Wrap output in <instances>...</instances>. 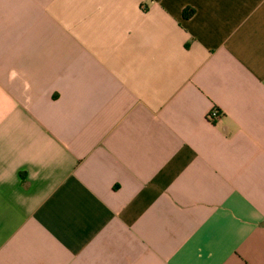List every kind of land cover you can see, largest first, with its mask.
I'll use <instances>...</instances> for the list:
<instances>
[{
    "label": "crops",
    "instance_id": "1",
    "mask_svg": "<svg viewBox=\"0 0 264 264\" xmlns=\"http://www.w3.org/2000/svg\"><path fill=\"white\" fill-rule=\"evenodd\" d=\"M0 264H264V0H0Z\"/></svg>",
    "mask_w": 264,
    "mask_h": 264
},
{
    "label": "built area",
    "instance_id": "2",
    "mask_svg": "<svg viewBox=\"0 0 264 264\" xmlns=\"http://www.w3.org/2000/svg\"><path fill=\"white\" fill-rule=\"evenodd\" d=\"M222 117V113L219 110H214L210 115L209 119L211 121H216Z\"/></svg>",
    "mask_w": 264,
    "mask_h": 264
},
{
    "label": "trees",
    "instance_id": "3",
    "mask_svg": "<svg viewBox=\"0 0 264 264\" xmlns=\"http://www.w3.org/2000/svg\"><path fill=\"white\" fill-rule=\"evenodd\" d=\"M194 11L192 9H186L184 11V18H190L193 15Z\"/></svg>",
    "mask_w": 264,
    "mask_h": 264
}]
</instances>
